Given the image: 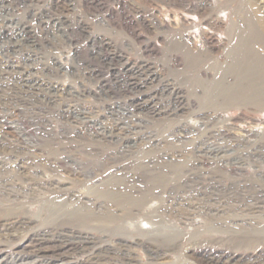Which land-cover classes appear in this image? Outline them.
<instances>
[{"label": "rangeland", "instance_id": "374dc122", "mask_svg": "<svg viewBox=\"0 0 264 264\" xmlns=\"http://www.w3.org/2000/svg\"><path fill=\"white\" fill-rule=\"evenodd\" d=\"M260 36L264 0H0V264H264Z\"/></svg>", "mask_w": 264, "mask_h": 264}, {"label": "bare ground", "instance_id": "6f19581e", "mask_svg": "<svg viewBox=\"0 0 264 264\" xmlns=\"http://www.w3.org/2000/svg\"><path fill=\"white\" fill-rule=\"evenodd\" d=\"M256 26H257V24H256ZM257 27H258V26H257ZM255 30H256V32H254V34H256V35L261 34V33L259 32L258 29H255ZM263 39H264L263 36H260V37H256L255 40L251 41V43L249 44L250 48H248V49H247V52L245 53L247 58H244V59H245L244 61H246V62H247V61H248V62H249V61H252V64L257 65L258 69L264 71V64L261 63L262 58H261L259 55H257V54L255 53V51H254V47H255L256 43L263 41ZM262 80H264V76H263ZM14 90H15V89H14ZM177 91H178V90H177ZM178 103H179V102H178ZM175 109H176V108H175ZM157 116H158V115H157Z\"/></svg>", "mask_w": 264, "mask_h": 264}]
</instances>
